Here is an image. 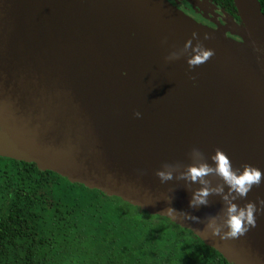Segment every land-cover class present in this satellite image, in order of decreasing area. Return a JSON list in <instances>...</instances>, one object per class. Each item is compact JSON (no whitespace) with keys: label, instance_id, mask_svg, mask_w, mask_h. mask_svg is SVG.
I'll list each match as a JSON object with an SVG mask.
<instances>
[{"label":"water","instance_id":"obj_1","mask_svg":"<svg viewBox=\"0 0 264 264\" xmlns=\"http://www.w3.org/2000/svg\"><path fill=\"white\" fill-rule=\"evenodd\" d=\"M233 2L239 22L211 0H0V156L167 217L230 264H264V211L223 240L186 216L218 213L219 196L192 209L199 184L155 175L182 171L194 147L264 173V13ZM189 39L213 55L165 61ZM165 197L178 212H163ZM257 197L264 179L246 199Z\"/></svg>","mask_w":264,"mask_h":264},{"label":"trees","instance_id":"obj_2","mask_svg":"<svg viewBox=\"0 0 264 264\" xmlns=\"http://www.w3.org/2000/svg\"><path fill=\"white\" fill-rule=\"evenodd\" d=\"M211 1L239 22L233 0ZM0 264L230 263L167 217L0 156Z\"/></svg>","mask_w":264,"mask_h":264},{"label":"clouds","instance_id":"obj_3","mask_svg":"<svg viewBox=\"0 0 264 264\" xmlns=\"http://www.w3.org/2000/svg\"><path fill=\"white\" fill-rule=\"evenodd\" d=\"M196 33H193L195 37ZM208 37L205 36V39ZM189 48L191 54L186 57L189 68L204 63L213 55L211 49L205 47L199 42L193 46L191 39L186 40L183 51L170 52L165 57V61L178 59ZM134 115L139 118L141 113L135 111ZM193 161L180 171V165L165 163L155 172L156 177L161 184L175 179L184 180L186 184H199L200 187L191 191L188 200V207L199 209L209 205L208 197L210 195L219 196L222 202V208L218 213L208 215L203 221L200 217L186 213V216L194 221L204 224L203 230L214 237L220 239H235L243 236L250 227H255L256 217L264 211V199L257 197L255 201L246 199L248 193L254 186H259L264 179V173L261 169L243 164L239 168L233 167V164L226 153L217 148L213 154L205 158L204 153L198 148H192L189 153ZM211 161V162H209ZM209 177H218L220 183L212 184ZM227 189V190H225ZM169 206L163 212L173 214L178 212L171 206L172 197H165ZM244 200L243 204L236 201Z\"/></svg>","mask_w":264,"mask_h":264},{"label":"rangeland","instance_id":"obj_4","mask_svg":"<svg viewBox=\"0 0 264 264\" xmlns=\"http://www.w3.org/2000/svg\"><path fill=\"white\" fill-rule=\"evenodd\" d=\"M206 14V13H205Z\"/></svg>","mask_w":264,"mask_h":264}]
</instances>
